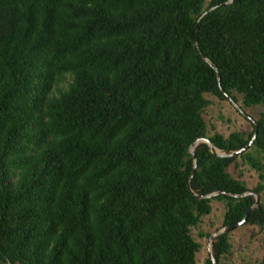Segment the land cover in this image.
I'll list each match as a JSON object with an SVG mask.
<instances>
[{
    "label": "trees",
    "instance_id": "1",
    "mask_svg": "<svg viewBox=\"0 0 264 264\" xmlns=\"http://www.w3.org/2000/svg\"><path fill=\"white\" fill-rule=\"evenodd\" d=\"M226 1L0 0V264H195L211 200L221 226L264 225L226 194L261 189L228 172L246 150L198 143L188 186L198 138L230 152L256 131L264 152V0ZM203 93L263 109L208 135ZM230 247L212 239L216 264Z\"/></svg>",
    "mask_w": 264,
    "mask_h": 264
},
{
    "label": "rangeland",
    "instance_id": "2",
    "mask_svg": "<svg viewBox=\"0 0 264 264\" xmlns=\"http://www.w3.org/2000/svg\"><path fill=\"white\" fill-rule=\"evenodd\" d=\"M208 0H205L206 6ZM61 85V84H60ZM64 85V84H63ZM203 98L209 101L205 107L202 117L206 124L207 134L217 132L224 137L232 131L249 132L251 123L226 99L220 100L215 96L203 93ZM236 104L249 118L254 119L263 109L262 105L244 107L237 96ZM246 158H237V165L228 167V172L234 178L240 180L244 186L251 190L261 186L257 195L259 204L264 205V152L249 147ZM256 162V166L250 164V160ZM211 210L208 214L200 217L195 226L190 227V234L199 248L195 253V264H202L208 255L206 234H211L221 227L223 202L210 201ZM230 254L222 258L225 264H263L264 260V225L261 227L253 225H239L229 231Z\"/></svg>",
    "mask_w": 264,
    "mask_h": 264
},
{
    "label": "water",
    "instance_id": "3",
    "mask_svg": "<svg viewBox=\"0 0 264 264\" xmlns=\"http://www.w3.org/2000/svg\"><path fill=\"white\" fill-rule=\"evenodd\" d=\"M230 1H231V0H227L226 3H227V2H230ZM204 13H205V12H204ZM204 13H203V14H204ZM194 47H195L196 50H198L196 40H194ZM199 55L202 57V59H203L205 62H207V63L209 64V61L207 60V58H205L200 52H199ZM215 73H216V80H217L218 87H220V84H219V77H218V74H217L216 69H215ZM224 96H225V98H226V99H227V100H228V101H229V102H230V103H231V104L237 109V111H238L239 113H241L246 119L249 120L250 123H252V124L254 123L253 120H252L251 118H249L245 113H243L242 110H241V108H240L235 102H233V100L231 99V97H230L229 95L224 94ZM255 132H256V131H254V132L252 133L251 138L249 139V141H248V142H247L242 148H240V149H238V150L230 151V152H224V151H220V150L216 149V148L213 147V145L209 142V140H208L207 138H205V137H201V138L196 139V140H195V141L189 146V148H188V152L190 153V155H191V157H192V171H191V173H190V175H189V178H188V186H189L190 178H191V176H192V174H193V170H194V168H195V164H196L195 154H194L193 150H194L195 146H196L198 143H205V144L208 146L209 151H210L211 153L216 154V155L219 156V157L235 156V155H237V154H239V153H242L243 151H245V150L248 149V147L251 145V143H252V141H253V139H254V137H255ZM218 193H223V192H221V191H220V192H219V191H216V192H213V193H209V194L202 195V196H200V197H203V198H210V197H212V196H214V195H216V194H218ZM226 194H228V195H230V196H232V197H241V196H245V195H250V196H252V197L254 198V203H253V205H256V204L258 203V201H257V195H256L255 193H253V192H250V191H246V192H243V193H241V194H233V193H228V192H226ZM253 205H252V207H253ZM243 221H244V220L241 219L240 221H238V222H236V223H234V224H232V225L221 226L220 228H218L217 230H215L213 233L209 234L208 239H207V250H208V256H209V259H210V261H211V264H216V263H215V260H214V258H213V255H212V253H211V241H212V239H213L215 236H217V235H219V234H221V233L229 232L230 230L234 229L235 227L241 225V224L243 223Z\"/></svg>",
    "mask_w": 264,
    "mask_h": 264
}]
</instances>
